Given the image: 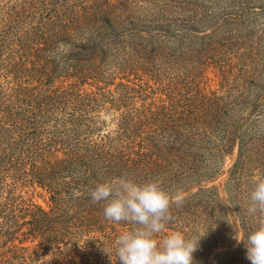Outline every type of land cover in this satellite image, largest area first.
<instances>
[{
    "label": "trees",
    "instance_id": "obj_1",
    "mask_svg": "<svg viewBox=\"0 0 264 264\" xmlns=\"http://www.w3.org/2000/svg\"><path fill=\"white\" fill-rule=\"evenodd\" d=\"M216 4L230 17L198 31ZM258 16L264 0H0V264H121L115 240L135 225L88 195L121 176L182 194L157 238L200 239L194 264H251L235 231L264 223L247 212L264 179ZM231 38L238 73L216 56Z\"/></svg>",
    "mask_w": 264,
    "mask_h": 264
},
{
    "label": "clouds",
    "instance_id": "obj_2",
    "mask_svg": "<svg viewBox=\"0 0 264 264\" xmlns=\"http://www.w3.org/2000/svg\"><path fill=\"white\" fill-rule=\"evenodd\" d=\"M57 47L63 50L65 45L61 43ZM73 195L79 197L82 193L74 191ZM88 195L93 203H103L106 220L135 225L115 240L116 256L121 264H194L193 254L200 239H186L179 231L169 232L163 239L157 238L172 219V205L182 203L180 192L165 191L157 180L138 184L121 176L97 183ZM247 212L264 216V179L259 180L251 192ZM236 241L244 244L251 264H264V223L246 240L236 237Z\"/></svg>",
    "mask_w": 264,
    "mask_h": 264
},
{
    "label": "rangeland",
    "instance_id": "obj_3",
    "mask_svg": "<svg viewBox=\"0 0 264 264\" xmlns=\"http://www.w3.org/2000/svg\"><path fill=\"white\" fill-rule=\"evenodd\" d=\"M207 11V15H205L204 19L202 20L203 27L197 29L198 31H204L205 32H210L208 28H212L219 24H221V21L223 19H228L230 17L229 15H225L227 10L224 12L220 4H216L214 6H211L209 8H205ZM235 10V9H234ZM210 11V13L208 12ZM231 11V10H230ZM257 23L260 24V30L262 31L263 38H264V16H258L256 18ZM228 25H224V28L227 27ZM233 27H228L226 29H230ZM227 31V30H226ZM225 30H221L220 33H223V35L226 32ZM219 42H222L221 48L222 51L219 53L217 58H219L220 62L224 64V67L226 70L230 71L232 70L233 72L238 73L239 70L241 69V63L242 60L244 59V55L242 52L241 47V41L238 38H231L229 40H220ZM264 46V44H262ZM259 54L261 55L262 58H264V47L260 48ZM209 66L206 70V76L203 79L204 83L203 86H206L209 89H214L218 87V81H219V67L218 64L215 63L213 60L208 61ZM145 79V78H144ZM163 94L157 93V96L162 97ZM107 121V125L110 124V118L109 116L104 117ZM232 160L229 159L226 162V166L224 167L225 171L231 166ZM225 177V174L222 176V179ZM28 189H25L26 192H24V198L30 199L32 202L41 205L44 208L49 207V202H48V194L45 190L36 187H27ZM239 238V235L235 231V238Z\"/></svg>",
    "mask_w": 264,
    "mask_h": 264
}]
</instances>
